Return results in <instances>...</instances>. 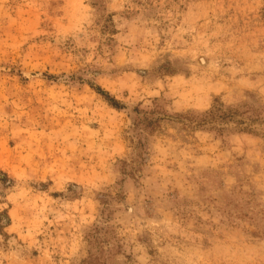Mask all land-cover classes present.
I'll use <instances>...</instances> for the list:
<instances>
[{
  "label": "rangeland",
  "instance_id": "374dc122",
  "mask_svg": "<svg viewBox=\"0 0 264 264\" xmlns=\"http://www.w3.org/2000/svg\"><path fill=\"white\" fill-rule=\"evenodd\" d=\"M0 264H264V0H0Z\"/></svg>",
  "mask_w": 264,
  "mask_h": 264
},
{
  "label": "trees",
  "instance_id": "16d2710c",
  "mask_svg": "<svg viewBox=\"0 0 264 264\" xmlns=\"http://www.w3.org/2000/svg\"><path fill=\"white\" fill-rule=\"evenodd\" d=\"M100 94H103V93L101 92ZM108 102H110L112 104V106H117V103L114 99H108Z\"/></svg>",
  "mask_w": 264,
  "mask_h": 264
}]
</instances>
